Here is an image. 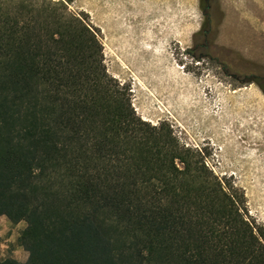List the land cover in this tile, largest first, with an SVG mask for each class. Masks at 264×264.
Segmentation results:
<instances>
[{"label": "trees", "instance_id": "16d2710c", "mask_svg": "<svg viewBox=\"0 0 264 264\" xmlns=\"http://www.w3.org/2000/svg\"><path fill=\"white\" fill-rule=\"evenodd\" d=\"M62 1L0 0V264H264L246 194L134 108Z\"/></svg>", "mask_w": 264, "mask_h": 264}, {"label": "rangeland", "instance_id": "374dc122", "mask_svg": "<svg viewBox=\"0 0 264 264\" xmlns=\"http://www.w3.org/2000/svg\"><path fill=\"white\" fill-rule=\"evenodd\" d=\"M56 1L99 32L108 72L130 87L137 113L166 122L181 145L202 151L216 175L243 189L264 224V0H219L226 18L218 44L255 65L258 78L244 83L189 52L203 23L200 0ZM19 227L0 233L1 258L19 248Z\"/></svg>", "mask_w": 264, "mask_h": 264}, {"label": "flooded vegetation", "instance_id": "af4514ba", "mask_svg": "<svg viewBox=\"0 0 264 264\" xmlns=\"http://www.w3.org/2000/svg\"><path fill=\"white\" fill-rule=\"evenodd\" d=\"M203 23L196 35L195 46L190 49L195 57L208 59L219 65L225 75L239 83L255 81L258 78L252 70L255 65L250 60L235 53L230 47L218 44L220 27L226 15L221 11L219 0H200ZM198 40H201L199 42ZM245 72V74H244Z\"/></svg>", "mask_w": 264, "mask_h": 264}, {"label": "crops", "instance_id": "0c3cea01", "mask_svg": "<svg viewBox=\"0 0 264 264\" xmlns=\"http://www.w3.org/2000/svg\"><path fill=\"white\" fill-rule=\"evenodd\" d=\"M22 222H24V221H22ZM22 222L19 224H13L9 219H8V217H6L5 215H2V216H0V233H4L5 232V229L8 227V226H11V227H14V226H16V227H18V226H20L19 228L20 229H24L25 228V223H23V225H22ZM17 247H19L17 250L15 249V250H11V251H13L14 252V254L12 255V254H9L8 256H14L15 258H17L18 259V256L16 255V252H22V250L20 251V248H21V246H17ZM23 253L25 254V256H26V258H28V255H27V251H25V250H23Z\"/></svg>", "mask_w": 264, "mask_h": 264}]
</instances>
